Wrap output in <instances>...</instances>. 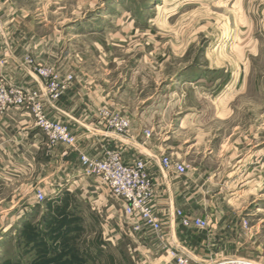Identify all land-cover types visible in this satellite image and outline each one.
<instances>
[{
  "label": "rangeland",
  "instance_id": "rangeland-1",
  "mask_svg": "<svg viewBox=\"0 0 264 264\" xmlns=\"http://www.w3.org/2000/svg\"><path fill=\"white\" fill-rule=\"evenodd\" d=\"M236 1L17 0L15 5L28 14H63V24L79 18L88 22L86 29L99 31L74 35L71 60L107 87L128 88L120 103L124 109L143 102L153 108L187 105L197 96L194 104L210 106L203 99L210 95L213 105L232 112L216 124L217 131L204 132L200 140L192 131L187 136L213 146L215 155L204 168L222 171L208 179L206 230L217 222L220 242H227L232 256L247 258L245 253L255 252L248 239L241 241L239 224L243 232L258 229L264 240V0ZM209 69L217 73L201 86L178 89L174 82ZM242 75L243 90L234 88L233 78ZM0 84L20 87L1 79ZM42 186L34 188V199L38 189L46 195ZM19 187L20 181L0 185V264H160V255L146 250L152 232H129L119 213L96 207L88 194L46 195L42 203L32 199L24 211ZM168 259L162 257L161 264Z\"/></svg>",
  "mask_w": 264,
  "mask_h": 264
},
{
  "label": "crops",
  "instance_id": "crops-1",
  "mask_svg": "<svg viewBox=\"0 0 264 264\" xmlns=\"http://www.w3.org/2000/svg\"><path fill=\"white\" fill-rule=\"evenodd\" d=\"M15 1L0 0V79L26 89L41 88L43 82L27 66L26 57L36 63L55 67L62 75L72 74L70 88L56 102H45L44 110L50 119L66 125L77 138L76 151L65 153L63 145L49 149L28 112L11 109L0 115V185L20 181L19 189L25 196L19 202L20 209L27 211L32 207L34 188L44 185L42 187L48 196L59 197L64 194L65 197H77L88 194V199L94 200L96 207L103 206L108 211L113 210L114 215L120 214L122 203L109 198L105 191L96 190L93 181L83 176L79 160L80 153L91 158H102L107 152H118L126 164L138 158L143 159L156 185L152 205L155 215L162 222L163 239H147L150 245H146V250L159 254L160 264L162 257L168 258L164 246L182 252L200 263L236 257L231 255L232 250L227 242H220L222 238L216 227L217 222L208 230L201 231L195 228L184 229L173 217L175 210H181L189 217L207 219L205 212L210 209V202L204 197L211 183L208 179L221 177L222 171L209 172L204 168L206 159L215 155L213 146L205 148L193 136V141H189L187 132L197 133L196 137L200 140L205 136L204 132L217 131L216 124L227 120L232 112L213 105L210 95L203 97L210 106H198L196 103L199 104L200 96H197L198 102L193 98L187 105L182 101L173 107L153 108L143 102L133 110L124 109L120 103L128 88L119 91L118 86L107 87L95 80L96 75L82 72L80 66H75L71 60V39L74 35H80L83 31H99L86 29L88 22L79 18L73 21L71 17L69 22L63 24V14H28L29 11L17 7ZM49 15H54L53 22ZM216 73L215 69H209V73L192 79L176 76L174 82L180 86H177L178 89L197 87L209 82V75ZM233 82L234 88L243 90V75L234 77ZM220 97L227 98L228 95L226 93ZM195 101L196 105L193 103ZM105 110L129 119L131 126L125 135H117L109 129L101 117ZM161 113L165 116H159ZM145 131L150 132L148 139L144 137ZM163 156L186 165L187 171L184 174L164 172L161 167ZM238 173L232 174V178ZM106 196L113 202L115 200L117 207L108 202ZM115 226L120 228L119 222ZM238 227L241 228V241L243 238L248 239L251 244L249 246L255 252L245 253V259L264 263L262 232L258 229L252 231L250 227L243 232V223ZM164 264L173 263L169 258Z\"/></svg>",
  "mask_w": 264,
  "mask_h": 264
},
{
  "label": "built area",
  "instance_id": "built-area-1",
  "mask_svg": "<svg viewBox=\"0 0 264 264\" xmlns=\"http://www.w3.org/2000/svg\"><path fill=\"white\" fill-rule=\"evenodd\" d=\"M26 64L43 81V87L31 90L0 84V114L11 108H24L36 127L44 134L49 149L63 145L65 153L76 151L77 138L66 125L50 119L44 110L45 102H56L70 88L73 82L72 74L61 75L55 67L41 66L29 59L26 60ZM101 117L117 135L123 136L130 129L129 119L117 113L105 110L102 111ZM149 136L150 132L145 131L144 137L148 139ZM79 160L83 176L93 181L95 189L105 191L108 196L122 203L119 216L123 218L122 222H126L129 232L141 234L150 231L156 238L163 239L162 222L155 215L152 205L156 185L143 159L138 158L133 163L126 164L120 153L107 152L102 158H91L80 153ZM161 167L167 173L175 171L184 174L187 171L186 165L172 161L168 156L161 158ZM45 199L43 190L38 189L35 192L36 203H42ZM173 217L184 229L195 228L204 231L208 228L205 218L189 217L181 210H175ZM164 249L174 264H259L237 257L200 263L172 248L164 246Z\"/></svg>",
  "mask_w": 264,
  "mask_h": 264
}]
</instances>
